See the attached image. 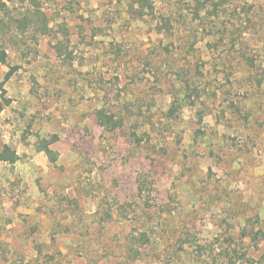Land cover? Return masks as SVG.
<instances>
[{
    "label": "rangeland",
    "instance_id": "obj_1",
    "mask_svg": "<svg viewBox=\"0 0 264 264\" xmlns=\"http://www.w3.org/2000/svg\"><path fill=\"white\" fill-rule=\"evenodd\" d=\"M36 1L0 12V264H264V0Z\"/></svg>",
    "mask_w": 264,
    "mask_h": 264
},
{
    "label": "trees",
    "instance_id": "obj_2",
    "mask_svg": "<svg viewBox=\"0 0 264 264\" xmlns=\"http://www.w3.org/2000/svg\"><path fill=\"white\" fill-rule=\"evenodd\" d=\"M15 1L19 2H29L30 6L37 7V1L36 0H0V12H7L8 10V4L15 3ZM20 27L23 29L26 28L23 23H19V21H16ZM7 54L4 50H0V65H4L6 63ZM246 63L249 65V67L254 68V64L252 63V60L247 59ZM16 68H10L8 72L5 74L3 83H6L15 73ZM255 84L260 88L264 87V69H259V71H256L255 74ZM2 83V84H3ZM186 89L187 91H190V96L186 98L191 99V95H195L196 98H199V95L197 93L198 89H194L191 87L190 83H186ZM184 96V97H185ZM183 100V99H182ZM177 102V101H176ZM9 104V100L2 97V100L0 102V114L4 110V107ZM194 105V104H193ZM181 109V105L177 103L172 104L170 107V110L168 112L169 116H174L176 114L177 110ZM96 119L100 126L103 128L115 131L119 128H121L124 125L123 117H115L112 114H109L105 112L104 110L96 111ZM133 138L135 141L140 144L141 138L137 135V133H133ZM57 141V137H53L51 140H42L39 142L38 152H43L50 162H55L57 159V154L50 148L51 145H53ZM17 160L16 153L12 151L9 146H4L2 150L0 151V162H8V163H15ZM152 181H146L145 179L142 181H137V193L138 196L143 198L144 201L148 203V199L150 198L151 192H152ZM151 187V188H150ZM107 219H111L110 214L107 215ZM256 223L259 226V228L256 231H253V233L247 234L250 238V241L254 244L256 248H258L257 244H260L261 242H264V226L259 225L260 220L257 218ZM246 235V236H247ZM150 242L149 237L147 236V232H141L135 236L130 237V240L127 243V246L125 247V254L128 259L135 260L136 258H139L141 255V248H143L145 245H147Z\"/></svg>",
    "mask_w": 264,
    "mask_h": 264
}]
</instances>
